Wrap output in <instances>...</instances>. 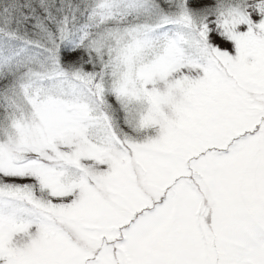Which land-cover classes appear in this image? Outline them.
Wrapping results in <instances>:
<instances>
[{
    "label": "snow or ice",
    "instance_id": "snow-or-ice-1",
    "mask_svg": "<svg viewBox=\"0 0 264 264\" xmlns=\"http://www.w3.org/2000/svg\"><path fill=\"white\" fill-rule=\"evenodd\" d=\"M0 264H264V0H0Z\"/></svg>",
    "mask_w": 264,
    "mask_h": 264
}]
</instances>
